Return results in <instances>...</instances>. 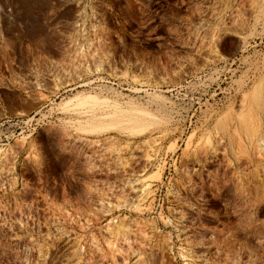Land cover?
I'll use <instances>...</instances> for the list:
<instances>
[{"label":"rangeland","instance_id":"rangeland-1","mask_svg":"<svg viewBox=\"0 0 264 264\" xmlns=\"http://www.w3.org/2000/svg\"><path fill=\"white\" fill-rule=\"evenodd\" d=\"M0 264H264V0H0Z\"/></svg>","mask_w":264,"mask_h":264}]
</instances>
